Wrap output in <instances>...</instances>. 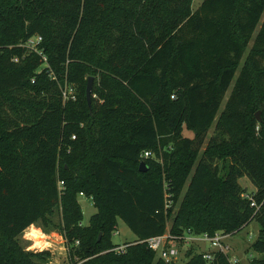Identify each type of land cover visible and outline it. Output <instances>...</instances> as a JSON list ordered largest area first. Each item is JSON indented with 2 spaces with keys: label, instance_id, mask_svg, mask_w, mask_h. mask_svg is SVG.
Segmentation results:
<instances>
[{
  "label": "trees",
  "instance_id": "16d2710c",
  "mask_svg": "<svg viewBox=\"0 0 264 264\" xmlns=\"http://www.w3.org/2000/svg\"><path fill=\"white\" fill-rule=\"evenodd\" d=\"M190 3L0 0V264L46 260L18 241L31 224L60 234L64 264H172L143 241L167 220L173 235L255 220L260 256L248 264H264V203L253 213L238 183L246 177L252 199L264 197V0ZM34 36L45 61L23 45ZM67 83L78 97L62 100ZM79 193L95 208L86 225ZM117 219L135 237L120 252ZM185 254L183 264H204ZM209 264L228 263L217 254Z\"/></svg>",
  "mask_w": 264,
  "mask_h": 264
},
{
  "label": "rangeland",
  "instance_id": "374dc122",
  "mask_svg": "<svg viewBox=\"0 0 264 264\" xmlns=\"http://www.w3.org/2000/svg\"><path fill=\"white\" fill-rule=\"evenodd\" d=\"M199 2L200 0H191V3H190L191 10L195 9L197 5L199 4ZM263 16H264V11H263V14L261 15L260 20L263 18ZM257 28H258V25L256 29ZM251 40H252V37L250 38V40L248 41V43L246 44L244 48L243 57L246 54L251 44ZM239 67H240V64L237 66L235 76L237 74V70L239 69ZM92 85L93 83L91 82V89H92ZM231 85H232V81L223 96V99L219 105L218 111H220V109L222 108L224 100L226 99L228 92L230 91ZM84 88H85V83H84ZM64 89H65L66 94L69 93V95L73 96V99L79 96L78 88L77 86L73 84H70V83L65 84ZM91 98L96 99L97 97L95 94H91L90 92V99ZM256 112L258 113L257 115L260 120V111L256 110L254 114ZM212 127H213V123L211 124V126L208 128L206 132V135H205V138L203 140L200 150L204 147V144L206 143L208 137L212 134ZM181 134L184 137L192 136L191 131L186 130L185 128H182ZM193 168L194 166L191 168L189 175L186 178L182 191H184L186 184L188 183V180L192 173ZM238 183L241 189L243 190V193L250 195L253 192L254 187L252 186V184L249 182V180L246 177L244 176L240 177L238 179ZM76 199H77V202L80 206L81 213H82V218H81L80 223L82 225H86L88 222L89 216L95 212V208L93 207L91 200L84 195L83 196L77 195ZM51 217L53 221H56L58 219V210L55 209L54 214H52ZM169 224H170V220H167L165 230L168 229ZM257 229H258V225L256 221L251 220L248 224L244 225L238 231L234 232L231 235L230 240H229L230 247H229L227 256L229 258L234 256L237 264H248V261L250 258L260 256V254L255 253L254 251L250 249V244L256 236ZM33 232H36V233H33ZM133 239L134 237L132 233L129 231V229L123 224V222L120 219H117L116 225L111 231L110 241L116 246V245L125 244L128 242H132ZM18 241L23 246L24 250L26 251H33V252L42 251V250L47 251L48 256L46 257V260L42 262V264H64L67 260L66 248L64 247L63 239L56 230L43 231L40 228V226H38L37 224H31L20 233L18 237ZM175 248L177 249V256L171 263L172 264H183L188 259V257L185 254L187 250H190L191 254H194V253H198L199 251H203L204 249H207L208 245L205 243L203 246H201V244L196 243L194 241H190L189 243L176 242ZM154 258L156 259V257Z\"/></svg>",
  "mask_w": 264,
  "mask_h": 264
},
{
  "label": "built area",
  "instance_id": "2783aa9c",
  "mask_svg": "<svg viewBox=\"0 0 264 264\" xmlns=\"http://www.w3.org/2000/svg\"><path fill=\"white\" fill-rule=\"evenodd\" d=\"M40 42L39 36H34L28 38L23 45L31 51L36 52L41 55V52L37 48V44ZM42 60L45 61L43 55H41ZM65 84L60 88L61 98L62 100L73 99V96L66 94L65 92ZM71 139L74 138L73 135L70 136ZM149 152L144 151L141 154L142 158L148 157ZM62 185V181H57V188L60 189ZM78 195H81L79 193ZM242 197H245L249 200V206L253 208V213L257 212L259 208L264 203V197L256 202L250 195L245 193L241 194ZM165 207L169 206V201H165ZM234 232H224L222 230L214 231L212 234H207L205 232L194 234L191 233L188 229L183 230L180 234L173 235L169 233L168 229L165 230L160 235H155L144 239L143 241L146 243L147 247L151 249L154 253V256L158 259H161L165 263L173 262L175 257L177 256V249L175 248L176 242L189 243L190 241H194L196 243L201 244L203 246L205 243L208 245L207 249L203 251H199L201 258L204 260V264H209L215 255L220 254L225 257L228 264H237L234 256L228 257L229 250V240L231 235ZM77 243V241H75ZM125 244L116 245L111 250L115 252H120L124 249ZM202 250V249H201Z\"/></svg>",
  "mask_w": 264,
  "mask_h": 264
},
{
  "label": "water",
  "instance_id": "95a60500",
  "mask_svg": "<svg viewBox=\"0 0 264 264\" xmlns=\"http://www.w3.org/2000/svg\"><path fill=\"white\" fill-rule=\"evenodd\" d=\"M91 82H92V78H91V76H88L86 78L85 88H84V97H85V101H86L87 106H89V102H90ZM257 114L258 113L256 112L254 114V116H255V119L257 121H259V117H258ZM138 170L139 171H143L144 170V163L142 161H140L139 164H138ZM98 236H99V234L97 235V239H98Z\"/></svg>",
  "mask_w": 264,
  "mask_h": 264
},
{
  "label": "crops",
  "instance_id": "0c3cea01",
  "mask_svg": "<svg viewBox=\"0 0 264 264\" xmlns=\"http://www.w3.org/2000/svg\"><path fill=\"white\" fill-rule=\"evenodd\" d=\"M82 225V224H81ZM33 233H36V232H33ZM133 235V234H132ZM133 237H134V235H133ZM135 238V237H134Z\"/></svg>",
  "mask_w": 264,
  "mask_h": 264
}]
</instances>
